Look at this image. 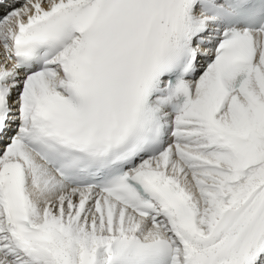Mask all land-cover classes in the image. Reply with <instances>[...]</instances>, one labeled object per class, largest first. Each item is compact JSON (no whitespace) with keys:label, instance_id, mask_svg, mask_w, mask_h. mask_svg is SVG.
<instances>
[{"label":"snow or ice","instance_id":"snow-or-ice-1","mask_svg":"<svg viewBox=\"0 0 264 264\" xmlns=\"http://www.w3.org/2000/svg\"><path fill=\"white\" fill-rule=\"evenodd\" d=\"M0 264H264V0H0Z\"/></svg>","mask_w":264,"mask_h":264}]
</instances>
